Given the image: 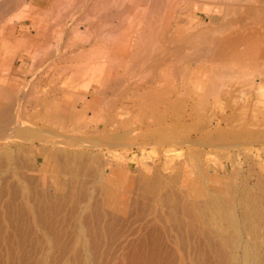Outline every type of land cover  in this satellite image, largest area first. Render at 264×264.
<instances>
[{
    "label": "rangeland",
    "instance_id": "1",
    "mask_svg": "<svg viewBox=\"0 0 264 264\" xmlns=\"http://www.w3.org/2000/svg\"><path fill=\"white\" fill-rule=\"evenodd\" d=\"M181 1L188 30L215 26L207 1ZM63 9L23 4L0 24V264H264L262 64L227 65L209 95L207 61L185 94L171 78L169 109L146 107L138 76L105 88L92 57L68 58L90 36Z\"/></svg>",
    "mask_w": 264,
    "mask_h": 264
},
{
    "label": "bare ground",
    "instance_id": "2",
    "mask_svg": "<svg viewBox=\"0 0 264 264\" xmlns=\"http://www.w3.org/2000/svg\"><path fill=\"white\" fill-rule=\"evenodd\" d=\"M205 1L207 2L197 4V6L206 12L211 20L217 22L213 28L208 30H188L183 24L181 14L176 15L174 0H45L47 7L43 12L46 17L56 15L60 22L67 16L65 13H60L61 8H70L72 11V14L69 13L72 15L70 19L76 27H73L76 33L79 28L77 25L81 22L85 23L86 28L83 30L90 36L86 39L89 47L81 40L71 43L68 39L66 42H70V45H67L70 52L67 57L70 59L87 58L88 55L92 57L87 72L104 73L106 77H104L103 87H109L106 81L109 76L115 80L114 82L132 80L138 76L141 83L145 82L146 86L139 92L138 86L129 87L130 85L125 84L131 90L133 97L126 95L136 98L146 107L151 106L154 100H159L165 105L164 108L169 109L173 103L170 97L172 92L167 90L171 78L179 77L184 86L192 75L195 78L201 76L198 67L203 63L206 64L207 61L210 65H215L208 75L202 74L208 78L209 86L205 89L209 95L213 94L217 88L216 83L209 81L210 78L212 79L216 74H227L229 64L231 69L239 66L238 71L242 69L246 71V68L258 69L262 66L263 70L259 69V71L264 73V0ZM78 12L81 14L76 15ZM228 13L231 17L228 15L227 18ZM52 19L54 20V16ZM55 20L54 22H58ZM52 37V34L45 31L42 34L44 45H48ZM105 40L109 42L108 46L105 45ZM92 42L101 44L96 47ZM191 61L196 66L192 70ZM240 66L244 68L239 70ZM183 88L185 89L184 94L187 93L185 91L188 89L185 86ZM0 113V119L8 120L7 109H1ZM233 215H230L232 217L229 220L230 224L236 223L233 222ZM227 216L230 217L229 214Z\"/></svg>",
    "mask_w": 264,
    "mask_h": 264
},
{
    "label": "crops",
    "instance_id": "3",
    "mask_svg": "<svg viewBox=\"0 0 264 264\" xmlns=\"http://www.w3.org/2000/svg\"><path fill=\"white\" fill-rule=\"evenodd\" d=\"M11 1L12 0H0V24H7V18L13 14L16 15L17 13H19L23 7V4H26L27 6L33 7L34 11L36 12L35 14H37V15L40 14V11L42 12V10H44L46 8L44 5L45 0H18L15 7L11 6L9 8V6H10L9 4L11 3ZM31 17L35 18L36 16L32 15ZM32 21L30 22L31 24H32ZM17 23L19 25L26 24L24 21H21V22L17 21ZM7 26L11 27L9 24Z\"/></svg>",
    "mask_w": 264,
    "mask_h": 264
}]
</instances>
